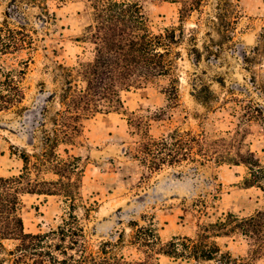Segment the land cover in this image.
<instances>
[{
  "label": "rangeland",
  "instance_id": "374dc122",
  "mask_svg": "<svg viewBox=\"0 0 264 264\" xmlns=\"http://www.w3.org/2000/svg\"><path fill=\"white\" fill-rule=\"evenodd\" d=\"M116 1L137 4L154 34L180 26L184 31L182 41L171 49L172 57L179 54L173 69V76L178 79V103L168 105L165 91L169 80L161 78L125 93L122 113L98 114L85 121L78 144L68 148L70 155L80 159L83 200L96 202L95 211L82 221L89 250L96 253L101 243H116L122 236L115 253L126 264H139L144 262L145 254L131 244L135 225L152 227L161 244H165L172 239L193 237L200 225L215 223L227 214L243 218L264 208V193L256 187L243 186L247 173L243 166L183 162L150 171L133 158L131 149L138 138L128 125L131 114L145 118L148 134L155 139L173 131L219 134L240 128L243 149H249L264 164V120L244 121L242 110L234 102V98L251 102L264 113V98L255 88L264 83V55L254 67L243 61L244 54L250 55L259 43L264 27V0H229L238 11L231 42H223L216 57L202 52L198 63L191 52L189 34L193 31L200 50L207 43L206 32L218 41L208 22L215 15L216 0H204L200 12H192L183 21L179 19V0ZM11 5L12 0H0V23L6 20L13 26H24L34 32L36 43L22 81L23 110L0 114V177L17 175L22 167L15 156H10V146L29 149L31 130L46 127L48 117L58 110L55 64L73 65L91 56V46L80 41L92 19L84 3L72 0L60 9L51 5L55 21L49 23L34 5L21 4L20 14L13 13ZM204 85L213 94L210 103L194 98L196 90ZM21 201L25 233L53 230L68 213L61 197L27 194ZM74 213L82 218L81 208ZM214 240L223 253L230 254L232 264L244 263L247 247L241 236ZM154 258V264H220L217 259L196 262L161 255ZM255 264H264V258Z\"/></svg>",
  "mask_w": 264,
  "mask_h": 264
},
{
  "label": "trees",
  "instance_id": "16d2710c",
  "mask_svg": "<svg viewBox=\"0 0 264 264\" xmlns=\"http://www.w3.org/2000/svg\"><path fill=\"white\" fill-rule=\"evenodd\" d=\"M72 0H12L11 11L20 14V5H34L45 22L55 21L51 5L60 9ZM84 3L91 12V24L80 38L91 46V56L79 59L73 65L56 63L54 78L57 89L58 110L47 119V126L30 132L27 148L10 146V156L21 162L17 175L0 177V264H126L115 253L122 242L101 243L97 252L89 250L85 240L83 220L95 211L96 202L83 200L80 194L83 171L80 159L69 154V147L79 142L83 124L98 114L122 113L123 95L153 84L161 78L169 80L165 91L168 105L178 103V79L173 76V46L184 37L183 27L163 29L154 34L137 4L116 0H74ZM204 0H179V19L183 21L192 12H200ZM215 15L208 22L218 41L205 33L207 43L197 48L193 31L189 41L194 60L216 57L223 42H231L238 18L236 7L229 0H216ZM34 32L24 26H13L6 20L0 23V114L12 110L20 112L25 94L22 81L35 49ZM259 43L243 61L254 67L264 55V27ZM251 83L256 84L255 72L250 70ZM256 89L264 98V83ZM200 103H210L213 94L207 86L194 93ZM242 110L244 121L264 120L263 110L234 98ZM46 112V110H45ZM129 127L138 140L131 149L133 158L150 171L162 166H175L183 162L203 165L243 166L245 188L256 187L264 193V164L249 149H243V131L237 128L219 134L173 131L167 137L155 139L148 134L147 121L131 114ZM130 151V152H131ZM56 196L63 198L68 213L60 226L46 233H25L20 208L24 195ZM81 208L82 218L75 215ZM131 244L145 254L144 262L154 264L155 256L174 260L213 261L232 264L233 259L223 253L217 237L237 234L246 243V260L242 264H255L264 258V208L239 218L227 214L215 223L199 226L193 237H181L161 244L152 227L135 225Z\"/></svg>",
  "mask_w": 264,
  "mask_h": 264
}]
</instances>
